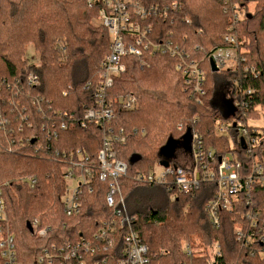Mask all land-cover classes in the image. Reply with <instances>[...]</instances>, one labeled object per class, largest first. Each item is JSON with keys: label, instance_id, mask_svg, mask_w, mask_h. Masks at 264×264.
I'll return each mask as SVG.
<instances>
[{"label": "trees", "instance_id": "16d2710c", "mask_svg": "<svg viewBox=\"0 0 264 264\" xmlns=\"http://www.w3.org/2000/svg\"><path fill=\"white\" fill-rule=\"evenodd\" d=\"M182 3L173 18L155 20L159 38H171L201 59L213 49L229 46L224 36L231 34L240 57L235 69L221 74L212 71L207 58L200 61L207 71L202 97L186 89L177 67L179 57L154 54L144 68L134 56L125 57L128 68L115 79L110 96H135L137 106L126 112L116 108L110 125L125 131L126 141L117 150L129 165L122 180L128 211L137 217L134 229L148 246L151 264H264V241L259 238L264 233V185L256 182L250 194H238L235 209L220 211L215 223L207 212L217 194L215 182L203 181L194 194L179 192L173 198L175 191L167 187L132 179L169 160L162 149L192 133H198L217 158L233 154L244 176L255 164L264 166V128L248 122L250 116L259 115L257 107H264V0ZM250 3L255 4L253 12L248 11ZM99 8L87 0H0V189L21 264H47L41 261L47 251L91 238L102 220L112 215L105 202V182L83 197V209L75 216L65 214L61 200L62 159L79 148L95 156L103 139L104 127L84 119L86 109L96 106L94 89L100 82L101 63L110 53L108 29L93 21ZM29 45L39 53V65L28 66ZM29 73L39 77L40 85L29 83ZM235 80L253 94L247 107L226 117L214 101L219 87ZM234 119L242 120L250 132L256 129V145H242L236 126L229 131L233 148L229 135L217 133L219 120ZM54 131L58 135L49 138L48 132ZM34 223L47 232L38 235ZM238 225L244 230L243 241L236 235ZM118 237L114 246L87 255V263L119 264L125 243L123 235ZM247 238L252 240L244 242ZM185 244L192 248L190 254Z\"/></svg>", "mask_w": 264, "mask_h": 264}, {"label": "built area", "instance_id": "2783aa9c", "mask_svg": "<svg viewBox=\"0 0 264 264\" xmlns=\"http://www.w3.org/2000/svg\"><path fill=\"white\" fill-rule=\"evenodd\" d=\"M88 3L100 5L97 15V23L108 29L111 39L110 53L101 63L100 82L94 89L96 106L86 109L85 122H95L104 127L101 147L95 156L86 154L81 148L70 153L65 159L63 173L65 187L61 200L64 204V212L72 217L83 209V197L95 192L97 184L107 183L105 202L112 209V215L102 220L101 227L91 238L82 237L77 244H67L60 248L53 247L47 251L45 257L47 264H88L87 255L93 256L100 249L114 246L118 235H123L125 248L124 257L119 264H151L148 255V246L143 242L134 229L137 217L128 211L127 202L122 188L123 178L128 176L129 165L118 157L117 147L126 141L123 129L119 131L111 127L114 111H131L137 106L135 96H110L115 79L123 74L128 64L124 61L126 56L137 58L139 65L144 68L149 65V58L154 54H168L179 57L177 67L182 70L185 78L186 89L192 90L198 97L206 95L207 75L201 62L185 52L171 38H159L156 31V19L169 20L174 12L182 8V0H87ZM161 39L162 41H159ZM229 46H222L211 51L205 59L213 61L218 70L227 71L235 69L228 65V60H234L238 55L235 49L236 39L232 35L224 36ZM186 53V56H183ZM237 62V61H236ZM236 64V63H235ZM225 70V71H226ZM252 73H256L254 68ZM29 83L40 85V79L34 73H29ZM228 96L232 99L236 111H241L248 106L252 90H246L235 80L231 85H226ZM89 88V87H88ZM85 124V123H84ZM66 125L62 124L64 129ZM231 126H236L242 132L245 145L254 146L258 143V136L253 135L256 129H249L242 120L217 122L218 134L230 131ZM46 127H44L45 129ZM178 130L183 126L178 124ZM192 146L188 149L186 163L179 159L170 160L168 167L159 163L151 173H138L133 181L139 184L167 187L176 194H194L199 190L201 182H215L218 186L217 194L208 204L207 212L215 223H219L220 211H232L239 201L238 194L242 191L251 193L254 183L264 185V166L255 164L251 174H241V164L233 154L228 153L224 157L217 158L213 150L206 149L203 139L198 133H192ZM58 131L47 134L49 138L56 137ZM35 183L36 179L31 178ZM7 210L2 190L0 189V258L3 264H21L17 256L15 237L8 227ZM6 225V227H4ZM256 225V224H254ZM38 235H44L47 229H37ZM126 228L120 232L119 229ZM236 235L239 241L244 240V230L241 225L236 226ZM252 238V236H251ZM247 238L244 242L252 239ZM260 240L264 241V233L260 234ZM190 254L192 248L184 246ZM219 254V252H217ZM93 264H101L95 261Z\"/></svg>", "mask_w": 264, "mask_h": 264}, {"label": "rangeland", "instance_id": "374dc122", "mask_svg": "<svg viewBox=\"0 0 264 264\" xmlns=\"http://www.w3.org/2000/svg\"><path fill=\"white\" fill-rule=\"evenodd\" d=\"M254 6H255L254 3H250L249 7H248V11L253 12ZM241 13H243V12H241ZM93 21H94V23L99 25L97 23V16L94 18ZM228 35H231V34H228ZM239 54L240 53L238 52V55L236 57L234 55V58H235L234 60H231V61L228 60L227 66L231 65L233 68V66L236 65L235 63H236L237 59L240 57ZM39 56L40 55L37 52V50L34 48V46L29 45L28 49H27L28 66L39 65L40 64ZM197 59L199 61L203 62L205 60V57H203L201 59L200 58H197ZM208 64L210 66L209 61H208ZM225 70L226 69L224 68V69L218 70L217 72L219 74H221V73H224L227 71V70L226 71ZM205 71H206V69H205ZM206 75H207V71H206ZM222 83H220L219 86L223 85ZM206 84H207V82H206ZM214 104L216 107L222 109L224 111V113L231 112L237 108L234 106L232 99L228 96L227 86L222 87V89H220V87H219V90L217 91V95H216ZM256 109L258 110L259 115L250 116L248 119L249 125L264 128V107L259 106ZM225 134L229 135L231 148H233L234 147V140H233L231 132H228ZM188 149H190V145H186V143H184L183 140H182V142L181 141H172V142H169L168 145H166L165 148L162 149L161 154L166 159H169V160L179 159L181 163H186L187 162L186 160L188 159V154H187ZM155 168H156V170L160 169V167L158 165ZM7 224H8L7 228L10 230V225H9V223H7ZM4 227H6V225ZM185 245H188V244H185ZM216 251H217V247L212 248V253H216Z\"/></svg>", "mask_w": 264, "mask_h": 264}, {"label": "water", "instance_id": "95a60500", "mask_svg": "<svg viewBox=\"0 0 264 264\" xmlns=\"http://www.w3.org/2000/svg\"><path fill=\"white\" fill-rule=\"evenodd\" d=\"M210 66H211V69H212L213 72H217V71H218V69H217V67H216V65H215V63H214L213 61L210 62ZM235 111H236V109L233 110V111H231V112H227V113H226V117H227V116H231L233 113H235ZM191 138H192V136H191V134H190V135L187 136L186 139H184L183 142L186 143V145H190ZM241 143H242V145L245 144V139H244L243 137L241 138ZM244 148H246V146H244ZM160 164H162V165L165 166V167H168V165H169V160H162V161L160 162Z\"/></svg>", "mask_w": 264, "mask_h": 264}]
</instances>
